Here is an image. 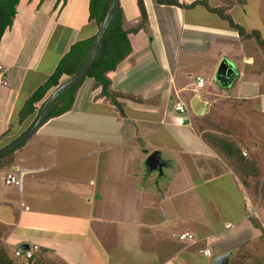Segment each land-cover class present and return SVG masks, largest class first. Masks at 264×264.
Segmentation results:
<instances>
[{
  "label": "crops",
  "instance_id": "0c3cea01",
  "mask_svg": "<svg viewBox=\"0 0 264 264\" xmlns=\"http://www.w3.org/2000/svg\"><path fill=\"white\" fill-rule=\"evenodd\" d=\"M142 1L146 27L128 34L130 53L107 73L110 91L124 96L117 100L121 113L86 78L71 108L42 124L14 152L12 166L0 170V226L9 229L1 241L11 252L26 244L66 264H212L225 239L245 238L247 223L253 228L247 191L193 128L189 101L198 96L209 112L210 95L244 100L264 118L262 71L252 59L257 52L263 61L262 55L201 5ZM199 1L178 0L184 6ZM204 1L228 8L234 21L238 4ZM118 2L124 27H135V0ZM95 32L88 0L19 1L0 39L6 83L0 80V143L31 122L33 116L18 124L19 110L70 45ZM222 59L237 73L229 89L213 82ZM176 100L188 106L186 113L173 110ZM152 152L160 173L145 166ZM8 171L23 173L20 190L4 184ZM184 232L193 241H178ZM205 248L210 257L200 253Z\"/></svg>",
  "mask_w": 264,
  "mask_h": 264
},
{
  "label": "trees",
  "instance_id": "16d2710c",
  "mask_svg": "<svg viewBox=\"0 0 264 264\" xmlns=\"http://www.w3.org/2000/svg\"><path fill=\"white\" fill-rule=\"evenodd\" d=\"M19 1L20 0H0V39L3 32L12 25V21L16 15V7ZM41 1L43 0H40V2ZM60 1L64 3L66 0H56V3ZM154 1L157 5L178 8H190L195 5L203 6L208 12L218 16L221 20L226 22L227 27L236 32L240 39L251 40L258 47L264 62V41L261 39L259 32L256 30L246 32L242 26L235 23L231 19V17L226 14V10L228 8H210L204 0L193 2L188 6L180 4L178 0ZM110 3L111 0H88V21L93 24L96 32L104 19ZM135 7L139 17L138 24L133 28L126 29L124 27L122 10L119 6L117 14L112 19L106 33L103 35L100 41L96 56L90 68L86 72L84 78L80 82H78V84L74 88L60 95L56 99V101L50 108L48 116L44 120L43 124L51 118L62 115L71 108L74 93L86 78L93 80V88L100 89L98 97L109 100L116 108H118L121 113L120 105L117 100L119 98H123L124 96L110 91V80L107 77V73L113 71L116 65L130 53L131 48L128 41V34L136 33L139 30H144L146 27L147 16L143 1L135 0ZM261 21L264 24V14H262ZM96 32L89 38L76 41L75 43L70 45L68 51L60 58L50 76L27 98L18 112L17 122L18 124H22L30 116H33V119L18 135L23 133L32 125L40 108V106L36 108V104L45 97L49 90L55 88L59 84L61 77H70L80 70L87 50L91 45ZM261 74L264 82V69ZM194 116L196 118L199 117L196 115ZM16 137L12 138V140L7 143H0V149L12 142ZM200 137L206 143V145H208V147H210L222 159L225 160L227 167L240 181V183L248 193L249 184L247 182V178L255 177L257 174L256 171H258L257 165L254 163V161L244 158L245 156L241 153L238 145L221 136H217L216 134L209 132L200 135ZM23 144L16 148L14 151H11L7 155L0 158V170H7L12 166L13 154L16 150L22 147ZM253 189L254 196L261 199L264 195V191L262 190V188L258 186L257 183H255ZM248 222L254 229L258 230L260 233L259 237L254 241L252 246L255 247L259 245L264 249L263 228L253 217H249ZM8 232V228L0 226V264H66L61 260L48 257L46 255L47 251L44 249H37L28 259L24 257H15L13 251L11 252L2 245L1 240ZM28 247L30 249L32 248V246ZM244 248V246L240 247L235 252L236 255H238V261L235 262L236 264H246L245 262L252 258V254H250V251ZM261 262V260H257L255 264H262ZM229 264H231V262H229Z\"/></svg>",
  "mask_w": 264,
  "mask_h": 264
},
{
  "label": "rangeland",
  "instance_id": "374dc122",
  "mask_svg": "<svg viewBox=\"0 0 264 264\" xmlns=\"http://www.w3.org/2000/svg\"><path fill=\"white\" fill-rule=\"evenodd\" d=\"M220 1L224 5L228 6L238 4V6L236 5L231 12L234 22L244 27L246 31H258L261 39L264 41V24L261 21L262 14H264V0ZM252 59H254V65L259 68L260 71H263L262 69L264 68V62L261 61V57L257 52L253 54ZM228 63L231 62L228 61ZM214 75L215 72L213 74V78ZM229 88L230 87L226 89ZM206 99L208 102H210L209 112L197 118L193 116L191 121L192 126L199 135L210 132L233 142L239 146L241 153L245 154L244 158L254 161V163L257 165L258 171H256V176L247 178V182L249 184V190L247 194L249 196L250 204H252L254 208L250 207L247 203L246 217L255 218L264 230V195L261 199L255 197L253 189L254 184L257 183L258 186H260L264 191V129H262L264 118H262L260 114L253 109L249 102L244 100H232V98L225 97L216 100L217 98L211 95ZM256 142L258 145H254ZM255 147H257L256 150L252 151V149ZM221 160L226 164L224 159L221 158ZM240 185L242 184L240 183ZM246 226L249 232H245V235L242 236H244L246 239H255L251 241L249 240V242H246L240 246H244V249H248L250 254H252V258H250L245 263L255 264L257 260H261V263L264 264V249L259 245L255 247L252 246L254 241L259 237L260 233L258 230L251 228L248 223ZM245 238L240 236L238 239H225L221 247L216 250V256H213V258L209 259L210 263L213 264V260L217 257V254L222 255L229 252L231 254L229 262H231V264H236L235 262L238 261V255H236L235 252L240 247L236 249L233 247H236L238 242L245 240Z\"/></svg>",
  "mask_w": 264,
  "mask_h": 264
},
{
  "label": "water",
  "instance_id": "95a60500",
  "mask_svg": "<svg viewBox=\"0 0 264 264\" xmlns=\"http://www.w3.org/2000/svg\"><path fill=\"white\" fill-rule=\"evenodd\" d=\"M118 9V0H111L110 6L104 16V19L100 27L98 28L91 45L87 50L80 70L76 74L67 77L65 80L59 82V84L55 88H53L50 94L41 103L38 114L32 125L18 137H16L11 143L0 149V158L7 155L11 151H14L20 145L25 143L43 124L44 120L48 116L50 108L52 107L56 99L60 95L74 88L78 84V82H80L84 78L86 72L90 68L96 56L100 41L103 35L106 33L112 19L117 14ZM236 76L237 73L234 66L231 63H228V60L222 59L216 68L213 82L218 86V88L226 89L232 85V83L236 79ZM189 107L192 113L196 116H202L208 112L207 102L201 100L198 96H194L193 98H191V100L189 101ZM145 166L149 171H157L158 173L161 172L162 165L156 152H152L147 156L145 160ZM18 248L24 251L28 249V246L26 244H22ZM230 255L231 254L228 252L217 256L213 260V264H229Z\"/></svg>",
  "mask_w": 264,
  "mask_h": 264
},
{
  "label": "built area",
  "instance_id": "2783aa9c",
  "mask_svg": "<svg viewBox=\"0 0 264 264\" xmlns=\"http://www.w3.org/2000/svg\"><path fill=\"white\" fill-rule=\"evenodd\" d=\"M4 73H5L4 68L0 65V80H1L2 85H6L5 81H3ZM203 84H204L203 79L200 77H197L195 80L196 87L201 88ZM172 108L178 114H184L187 112L188 106L183 101L176 100L175 102L172 103ZM243 155L245 154L243 153ZM22 177H23L22 172L8 171L3 178V182L7 186H13L17 188L18 190H20L21 184H22ZM177 239L178 241H185V240L193 241V236L188 232H184V233L179 234L177 236ZM36 250H37L36 246H32L31 249L28 247V249L24 251L17 248L13 250V254L15 257H24L28 259L31 257L33 252H35ZM200 253L206 257L211 256V251L208 248L202 249Z\"/></svg>",
  "mask_w": 264,
  "mask_h": 264
}]
</instances>
